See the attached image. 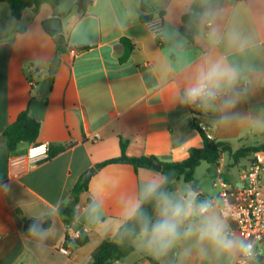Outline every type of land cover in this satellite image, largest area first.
I'll list each match as a JSON object with an SVG mask.
<instances>
[{
	"label": "crops",
	"instance_id": "crops-1",
	"mask_svg": "<svg viewBox=\"0 0 264 264\" xmlns=\"http://www.w3.org/2000/svg\"><path fill=\"white\" fill-rule=\"evenodd\" d=\"M72 3L67 12L48 4L36 13L27 9L19 21L10 16L7 4L0 3V137L37 93L35 99L46 102L37 144H47L48 154L64 148L37 165L12 167L11 158H23L30 145L20 143L10 154L5 140H0V264L92 262L101 242L113 239L127 220L123 210L139 197L146 181L147 175L127 163L96 169V164L120 156V140L126 142L128 157L152 156L167 163L178 162L199 144L193 121L232 152L252 147L250 143L264 135V0H85L84 12L77 9L78 0ZM141 3L150 12H142ZM206 9L218 13L224 33L211 54L241 71L238 85L229 93L237 102L228 109L240 119L227 123L219 119L224 114L219 105L215 111H204L183 100L210 50L199 15ZM146 15H151L150 21L141 23L139 18ZM185 15L190 19L184 25ZM55 16L62 21L66 39L80 19L95 17L99 42L77 48L75 55L63 45L64 52L57 54L54 33L43 27L45 19ZM152 25L158 30L156 38L150 35ZM233 31L245 38L243 51L230 45ZM176 32L192 47L176 49ZM121 38L134 46L123 63ZM54 58L60 64L45 100L38 88ZM94 134L99 139L91 141ZM91 169L87 190L79 194L72 208L74 220L68 223L57 210L71 206L73 187ZM227 223L233 233L234 224ZM30 224L44 231L29 232ZM77 230L87 238L82 246L73 244ZM66 240L64 255L59 248ZM132 246L129 256L110 264H149L148 258L159 264H235L239 257L218 255L198 245L195 237L181 239L160 258L138 248L135 239ZM262 253L255 264H264Z\"/></svg>",
	"mask_w": 264,
	"mask_h": 264
},
{
	"label": "clouds",
	"instance_id": "clouds-1",
	"mask_svg": "<svg viewBox=\"0 0 264 264\" xmlns=\"http://www.w3.org/2000/svg\"><path fill=\"white\" fill-rule=\"evenodd\" d=\"M199 15L200 23L207 27L206 39L210 50L196 68L191 84L184 91L183 100L204 111H215L219 105L224 111L219 117L221 122L240 119L230 114L228 109L237 102V97L229 93L238 85L241 71L238 66L211 54V49L224 38L218 13L206 9ZM228 39L231 46L244 50L246 40L238 32L230 33ZM155 172L157 176L147 179L139 197L130 201L123 210L126 219L135 222L136 231L133 234L138 248L160 258L176 247L181 239L195 237L198 245H207L218 255L242 256L244 259L240 264H249L257 255L254 242L230 232L227 220L215 210L212 201L199 199L202 194L189 192L177 197L163 190V178L158 176L160 171ZM146 206H150L151 215ZM28 231L44 230L30 224Z\"/></svg>",
	"mask_w": 264,
	"mask_h": 264
},
{
	"label": "trees",
	"instance_id": "trees-1",
	"mask_svg": "<svg viewBox=\"0 0 264 264\" xmlns=\"http://www.w3.org/2000/svg\"><path fill=\"white\" fill-rule=\"evenodd\" d=\"M61 0H0V3L7 4L10 10V16L19 21L23 12L27 9H31L33 13H36L42 4H48L52 8H56ZM77 9L84 12L85 0H78ZM160 22L158 26L162 25L163 12L159 13ZM151 15L141 16L139 18L141 23L150 21ZM190 19L189 15L182 17V23L185 25ZM24 28H21L19 32H23ZM50 35L52 32L48 31ZM124 48L123 55L119 58V62H125L131 55L134 46L127 38H121L119 40ZM64 46L56 44L57 54L64 52ZM37 95V93H36ZM36 95L31 100L36 98ZM46 100V97H44ZM29 106V104H28ZM28 106L22 111L15 119L4 129L2 136L5 139V145L7 151L10 154H14L20 143H26L28 145H36L41 128V121L33 119L28 112ZM192 128L196 130L199 138V147L190 148L187 152V156L184 160L178 162L162 163L152 156L141 157H128L125 154L126 142L120 140V156L118 158L109 159L96 164V169H100L104 166L118 163H127L132 166L134 171L141 169H150L153 164H160L162 170L160 174L164 176L163 190L169 191L171 184L175 180L182 179L185 183L194 181V172L202 162L215 167L219 164L221 155L227 153L232 159L234 164H239L240 160L249 163L253 160L249 159V156H253L255 153L264 151V143L258 146H252L249 148L239 149L232 152L227 146L220 142L208 139L205 134L199 129L196 122L191 123ZM64 148L59 147L54 153H49L47 159L51 158L55 153L61 152ZM224 179L229 180V176L224 173ZM88 180H80L72 189L73 201L71 206H63L59 208L58 213L66 219L68 223L74 220L73 206L78 201V196L81 192L87 190ZM195 189V188H194ZM197 191V190H196ZM194 191V192H196ZM146 210L151 215L150 206H146ZM136 231L135 222L132 220H126L117 230L113 239H105L96 249L93 254L92 262L90 264H110L111 262L124 259L133 252L132 241L135 239L133 234ZM67 240L65 241V243ZM87 242L86 237L75 238L73 244L76 246H82ZM149 264H159L154 259H147Z\"/></svg>",
	"mask_w": 264,
	"mask_h": 264
},
{
	"label": "built area",
	"instance_id": "built-area-1",
	"mask_svg": "<svg viewBox=\"0 0 264 264\" xmlns=\"http://www.w3.org/2000/svg\"><path fill=\"white\" fill-rule=\"evenodd\" d=\"M149 31L152 38L158 37L156 27L149 26ZM69 52L75 55L77 48L70 47ZM189 106L197 107L195 105ZM196 124L208 139L213 140L211 135L206 133L207 128L202 123ZM97 139H99L98 134L91 137V141ZM41 146H44V152L33 155L34 150ZM48 152L47 144L30 145L23 158L12 157L9 162L12 167L24 164L28 166L37 165L47 159ZM225 174L229 176L228 181L224 179V172L219 168L216 169L212 187L217 193L206 200H211L215 210L234 224L233 233L241 239L254 242L257 255L249 264H255L258 259V247L264 243V151L255 153L253 160L235 175ZM74 236L79 238L80 231H75ZM59 252L64 255L68 254L65 242L59 248ZM242 259L244 258L239 256L235 264H240Z\"/></svg>",
	"mask_w": 264,
	"mask_h": 264
},
{
	"label": "water",
	"instance_id": "water-1",
	"mask_svg": "<svg viewBox=\"0 0 264 264\" xmlns=\"http://www.w3.org/2000/svg\"><path fill=\"white\" fill-rule=\"evenodd\" d=\"M140 10L144 13L150 12V8H148L144 3L140 4ZM43 27L45 30L54 33L53 41L58 45H67L68 47H89L95 45L99 42V30H98V21L93 16H85L80 19L79 23L73 28L71 31L68 39H66L64 33L62 32L63 25L61 19L59 17H50L45 19L43 22ZM172 44L176 49L182 50L186 48L192 47V44L189 43L188 39L181 33L176 32L174 34ZM60 60L59 58H54L49 65L48 68V75L42 79L38 88V95L41 98H44L48 95L51 90V86L53 83L52 75L58 69ZM46 107V102L43 99H33L30 101L28 106L29 115L37 120L40 121L43 115V112ZM1 141H4V137H0ZM150 169L155 171L162 170V166L158 163L153 164ZM88 172L84 179H88L90 174L94 172V169ZM264 251V245H262L261 249L258 251V257L261 256Z\"/></svg>",
	"mask_w": 264,
	"mask_h": 264
},
{
	"label": "rangeland",
	"instance_id": "rangeland-1",
	"mask_svg": "<svg viewBox=\"0 0 264 264\" xmlns=\"http://www.w3.org/2000/svg\"><path fill=\"white\" fill-rule=\"evenodd\" d=\"M72 4V0H61L58 4L59 10L62 12H67L70 8L73 7ZM262 143H264V135L258 137L257 141H255L254 143H250V145L258 146ZM199 145L200 144L196 145L194 148L199 147ZM186 156L181 160H184ZM252 158L253 156H249V159ZM246 164V161H244L243 159L239 161V164H234L233 159L227 153H224L221 155L219 164H217L215 167L202 162L199 166H197L194 172L193 182L185 183L182 179L175 180L172 182L170 190L168 192L177 197H180L185 195L186 193L194 192L197 190L204 193V196L202 198H199L200 200L208 199L217 193V191L212 187V182L216 175L217 168L222 170V172L224 173L235 175L238 171L244 168ZM140 173H142L143 175H147L146 180L157 176V173L152 169H141ZM158 176L159 178L164 179V176L162 174L159 173Z\"/></svg>",
	"mask_w": 264,
	"mask_h": 264
},
{
	"label": "snow or ice",
	"instance_id": "snow-or-ice-1",
	"mask_svg": "<svg viewBox=\"0 0 264 264\" xmlns=\"http://www.w3.org/2000/svg\"><path fill=\"white\" fill-rule=\"evenodd\" d=\"M44 146H41V147H39V148H37V149H35L34 150V152H33V155H36L37 153H43L44 152Z\"/></svg>",
	"mask_w": 264,
	"mask_h": 264
}]
</instances>
